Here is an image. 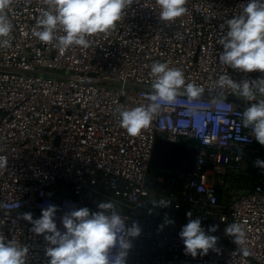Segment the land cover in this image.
<instances>
[{"label": "built area", "instance_id": "obj_1", "mask_svg": "<svg viewBox=\"0 0 264 264\" xmlns=\"http://www.w3.org/2000/svg\"><path fill=\"white\" fill-rule=\"evenodd\" d=\"M248 2L186 0L185 14L166 22L156 0H133L114 29L87 37L88 48L61 51L33 35L43 0H13L5 10L10 43L0 46V155L8 159L0 169V236L27 247L25 264L49 258L45 234L32 232L24 213L35 220L55 205L63 232L64 215L99 211L101 202L115 205L126 228L140 227L126 264H264V169L254 166L261 146L242 126L246 107L264 96L249 102L215 86L227 74L238 82L264 78L219 62L226 22ZM154 62L181 70L204 92L189 98L181 90L174 102H161L150 125L131 136L119 112L151 102ZM157 138L197 141L192 170L151 164ZM161 201L168 206H154ZM189 211L218 237V252L185 254L179 233ZM232 223L246 232L247 256L225 234Z\"/></svg>", "mask_w": 264, "mask_h": 264}, {"label": "clouds", "instance_id": "obj_2", "mask_svg": "<svg viewBox=\"0 0 264 264\" xmlns=\"http://www.w3.org/2000/svg\"><path fill=\"white\" fill-rule=\"evenodd\" d=\"M13 0H0V46H8L6 39L12 31L11 22L5 10ZM46 8L42 9L33 35L41 42L56 41V46L67 50L73 45L89 47L87 37L99 33H107L116 27L125 10L133 0H43ZM186 0H156L159 6V18L163 21H174L185 14ZM241 11L226 22V35H222L218 43L223 46L219 54V62L226 68L241 70L245 73L259 71L264 73V0H249L240 5ZM221 30L225 29L222 24ZM63 35L57 36V30ZM150 75L153 78V93L146 106L122 109L119 112L120 126L131 136H136L147 128L154 115L158 113L162 103H172L177 95L186 94L189 98H197L204 88L194 83H186L181 70L170 68L167 63L154 62ZM221 89L230 88L234 94L251 102L256 101L257 93L264 96V78L257 80H233L228 74L221 75L215 82ZM242 126L251 128L255 140L264 146V100L250 103L242 114ZM8 159L0 155V169L6 168ZM254 166L264 169V161L257 159ZM154 206L167 207L164 202L153 203ZM6 207L7 205H2ZM99 211L90 212L82 207L62 217L65 231L58 230L54 220L57 207L49 205L42 210L38 219L32 214L24 213L22 218L32 224L31 231L45 234L48 242L46 256L49 264H126V257L132 247L129 238L140 235L138 223L125 226L120 213L112 202L98 204ZM188 223L183 226L179 237L184 244L185 254L193 258L207 255L216 248L218 237L206 234L199 218L192 219V213L186 214ZM173 223L166 218L165 224ZM163 225L161 226V228ZM218 225L211 226L208 231H217ZM225 234L233 238L239 251L247 256L246 232L240 223H232L225 228ZM117 249L112 254L113 249ZM28 249L11 240L5 241L0 236V264H25Z\"/></svg>", "mask_w": 264, "mask_h": 264}, {"label": "water", "instance_id": "obj_3", "mask_svg": "<svg viewBox=\"0 0 264 264\" xmlns=\"http://www.w3.org/2000/svg\"><path fill=\"white\" fill-rule=\"evenodd\" d=\"M196 154V146L174 143L157 138L153 147L150 163L174 170L190 172Z\"/></svg>", "mask_w": 264, "mask_h": 264}, {"label": "trees", "instance_id": "obj_4", "mask_svg": "<svg viewBox=\"0 0 264 264\" xmlns=\"http://www.w3.org/2000/svg\"><path fill=\"white\" fill-rule=\"evenodd\" d=\"M186 144L187 145H192V146H197L198 142L195 141V140H189V141L186 142ZM256 157H257V159H264V146H261L260 151L258 152Z\"/></svg>", "mask_w": 264, "mask_h": 264}, {"label": "rangeland", "instance_id": "obj_5", "mask_svg": "<svg viewBox=\"0 0 264 264\" xmlns=\"http://www.w3.org/2000/svg\"><path fill=\"white\" fill-rule=\"evenodd\" d=\"M247 188H243V189H240L238 192H237V195H240L244 192H246Z\"/></svg>", "mask_w": 264, "mask_h": 264}]
</instances>
